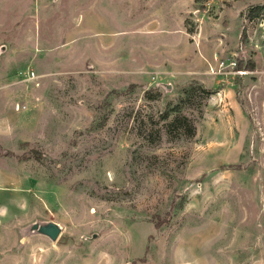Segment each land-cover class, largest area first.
Here are the masks:
<instances>
[{"label":"rangeland","instance_id":"rangeland-1","mask_svg":"<svg viewBox=\"0 0 264 264\" xmlns=\"http://www.w3.org/2000/svg\"><path fill=\"white\" fill-rule=\"evenodd\" d=\"M263 14L0 0V264H264Z\"/></svg>","mask_w":264,"mask_h":264},{"label":"water","instance_id":"water-1","mask_svg":"<svg viewBox=\"0 0 264 264\" xmlns=\"http://www.w3.org/2000/svg\"><path fill=\"white\" fill-rule=\"evenodd\" d=\"M32 229H36L39 232L48 235L51 239H56L61 232V228L54 222H49L47 224L39 225L34 223Z\"/></svg>","mask_w":264,"mask_h":264},{"label":"built area","instance_id":"built-area-1","mask_svg":"<svg viewBox=\"0 0 264 264\" xmlns=\"http://www.w3.org/2000/svg\"><path fill=\"white\" fill-rule=\"evenodd\" d=\"M258 23H259V27L264 29V14L261 16V18L259 19ZM235 63L236 62H231V66H235L236 65ZM220 64L223 65V61H221ZM235 72H238L239 74H242L243 72L245 73L246 71L245 70H238V71H235Z\"/></svg>","mask_w":264,"mask_h":264},{"label":"trees","instance_id":"trees-1","mask_svg":"<svg viewBox=\"0 0 264 264\" xmlns=\"http://www.w3.org/2000/svg\"><path fill=\"white\" fill-rule=\"evenodd\" d=\"M254 8H255V7H254ZM256 9H260V7H259V8L256 7ZM251 66H253V64H251ZM175 108H176V111L179 112L180 109H181V108H180V104H179V105H175Z\"/></svg>","mask_w":264,"mask_h":264}]
</instances>
